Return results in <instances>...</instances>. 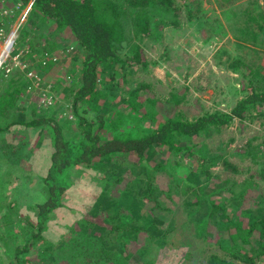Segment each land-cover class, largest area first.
<instances>
[{
    "label": "trees",
    "instance_id": "trees-1",
    "mask_svg": "<svg viewBox=\"0 0 264 264\" xmlns=\"http://www.w3.org/2000/svg\"><path fill=\"white\" fill-rule=\"evenodd\" d=\"M14 1L24 6L31 0ZM30 10L31 18L43 20L45 26L49 28L52 26L55 31L67 29L82 51L83 57L81 73L76 82L79 85L75 91H71L72 102L69 110L77 119L76 126L71 123L72 121L61 122L56 118L55 109L47 110L42 115L38 114V109H45L37 107V103L32 100L28 102L25 99L24 111L18 112L20 94L27 86L22 74H19L15 80L10 78L3 93H0V132L20 126L26 137L27 129L43 126L51 133L54 148L50 156L49 169L43 177L42 189L45 200L32 207L37 211L36 224L22 230L19 235L12 234V229H7L8 240L3 236L0 237L7 251L13 252V261L9 264H28L34 258L42 264L41 261H50L53 258L49 257V252L54 244L43 241L40 231L45 229L47 222L55 216L54 210L63 205L62 197L69 187V177L73 169L80 166L82 169L94 171V174L99 176L97 180H106V183L99 188L100 191L90 209L92 217L100 215L103 223L95 225L87 222L82 228H73L65 242L59 243V253L61 251L70 253L69 264H155L154 246L164 245L165 236L172 228V222L169 223V220L166 228L157 224L158 217L156 219L154 211L166 209L163 205L165 203L162 204L163 201L159 200V195H169L170 191L178 192L179 181L185 176L174 177L172 188L169 186L165 192L159 191L158 198L157 195H153L152 190L155 189L152 184L153 173L156 167L150 166L149 163L154 155L153 149L166 147L167 150L170 148L175 152L183 151L187 156L193 152L194 145L189 144L193 134L206 129L221 130L234 118L242 120L253 111H256L255 116H264L262 109L264 75L260 68L254 69L242 57L231 60L227 67L233 72L244 74V68L249 69V73L244 74V77H247L245 89L248 87L245 96L238 100L229 112L203 111L191 115L190 118L183 114V111L177 113L171 111L167 115H158L151 111L156 99L146 95L150 86L147 83H139L134 88H122L119 92L124 113L119 122L125 127V132L116 135L106 125L103 114L88 116L91 109L85 100H95L97 94L105 98L108 96L111 100L112 91L106 89L101 93L98 91L100 83H110L115 87L120 83L117 77L124 68L128 66H136L142 70L147 68L148 60L145 58L141 43L145 38L153 36L154 29L163 26L180 27L179 17L183 10L190 21L194 19L202 21V11L198 1L33 0ZM263 10L261 8V13L250 15L245 27L238 28L240 32L238 38L243 43L264 48V24L258 19V17L264 19ZM45 32L41 31L40 36ZM123 47L124 52H120ZM49 60L56 59L50 57ZM142 94H145L143 98H141ZM183 99V93L171 92V96L164 100L177 107ZM78 103L84 104L81 110L78 109ZM145 114L146 119H143ZM143 122H148L151 127L140 135L137 127ZM23 141L24 139H21L17 145H22ZM131 155L135 156L131 168L138 166L145 169H143L146 178L145 191L141 190L136 182L120 184L125 177L117 175L120 171L117 165L118 158H128ZM241 155L261 158V155H264V145L254 146ZM196 161L194 169L197 175L194 171L190 176L185 177L186 181L182 184L184 188L182 193L191 189L197 196L194 201L196 208L191 212L202 207L200 205L202 195L198 184L203 182V179L208 180L211 177V172L207 170L211 160L198 156ZM224 163L227 161L224 160ZM227 166L232 167L234 172L239 171L231 164ZM14 167L13 171L4 169L3 173L0 169V211L7 209L3 217L10 224L15 222L20 204L13 197L6 195L3 176L5 178L8 176V179L12 175L20 176L23 171L17 165ZM128 174L131 175L130 172ZM196 176L197 179L194 181ZM257 177L259 180H256ZM261 178H263L262 174L257 175L253 171L240 182L235 181L229 185V181H225L223 186L214 189L206 197L208 205L206 215L199 217L196 223L197 233L205 236L210 231L214 237H217L219 246L227 251L231 259L244 264H254L255 260L264 254V189L259 183ZM233 187L235 189H232ZM219 190L226 191L232 198L225 197L221 202H214L211 194ZM247 201L250 202L248 206ZM110 212L113 214L109 215ZM136 214L139 215L138 221L142 220L140 215L144 217L143 227H120L114 224L118 218L132 219ZM106 219L110 220L104 222ZM149 226L156 230L155 235L149 232ZM94 229L100 230L98 232L101 234L104 232V237L95 235ZM142 232L145 233L144 241L136 248L131 247L130 244L136 242ZM12 238L14 240L10 243ZM16 238L23 244L18 245ZM35 238H39L40 242L35 245L38 251L33 254L32 259L30 241ZM133 249L135 250L132 251ZM253 251L256 253L251 256L250 253ZM215 259L218 258L213 255L212 260Z\"/></svg>",
    "mask_w": 264,
    "mask_h": 264
},
{
    "label": "rangeland",
    "instance_id": "rangeland-1",
    "mask_svg": "<svg viewBox=\"0 0 264 264\" xmlns=\"http://www.w3.org/2000/svg\"><path fill=\"white\" fill-rule=\"evenodd\" d=\"M197 1L201 7L202 21L201 19L190 21L183 10L179 17L180 27L163 26L154 29L153 36L145 38L141 43L145 58L148 60L147 68L144 70L136 66L124 68L120 76L117 77L120 83L115 87L110 83H100L98 91L100 93L104 89L112 91L111 100L108 96L105 98L101 94H97L95 100L86 99V104L91 109L88 116L92 117L96 113L103 114L106 125L114 134L124 133L125 127L119 122L124 113L119 90L134 88L139 83L150 85L146 95L156 99L151 111L158 115H167L171 111H176V113L183 111L182 113L190 118L191 115L203 111L229 112L237 101L245 96L248 87L245 89L247 77H244V74L247 75L249 69L242 65L244 74H241L233 72L227 66L231 60L242 57L254 69L255 67L260 68L264 75V48L243 43L238 38L240 33L238 28L245 27L246 20L250 15L261 13V8L264 9V0ZM1 3L0 5L11 10L4 22L5 31H8L6 30L8 27L12 29L18 25L15 29V43L11 50V57L21 52L20 60L26 65L25 70L28 68L37 72L42 87L32 83V80L25 76V70L13 66L9 56L6 64L0 69V93H3L10 78L15 80L19 74H22L27 86L20 94L18 112L24 111L25 99L28 102L32 100L37 103V107L45 109H38V114L42 115L47 110L55 109L54 116L56 118L61 122L72 121L71 123L76 126L77 119L69 110L72 102L71 91H75L79 85L76 82L81 73L82 51L67 29L55 31L52 26L50 28L45 26L43 20L31 18V6L19 8L18 3L14 0H5L3 4ZM258 19L260 23L264 24L263 17H258ZM41 31L46 32L40 36ZM10 40L8 39V42ZM7 44L4 45V48L7 47ZM124 50L123 47L120 52H124ZM6 52L7 50L5 51L2 45L0 56L3 57ZM50 57L56 58V60L50 61ZM47 84H51L48 91L44 90ZM171 92L184 94V99L177 107L164 100L171 96ZM43 95L52 96L53 107L42 106L38 96ZM141 96L143 98L145 94ZM78 104V109L81 110L84 104ZM262 109L264 110V107ZM255 114L256 111L248 113L242 120L234 118L228 126H224L221 130L206 129L193 134L189 144L194 147L190 155L186 156L185 152H175L170 148L167 150L166 147L153 149L154 155L149 163L150 166L156 167L152 183L155 189L152 190V193L157 195V198L160 192H165L169 186L172 188L174 177L190 176L194 171L197 175L194 168L198 156L211 160L207 167V170L211 172V177L208 180L203 179V182L198 184L203 198L201 196L200 205L202 207H198L197 211L191 212L196 208L194 201L197 196L192 193L191 189L182 193L185 177L179 181L178 192L170 191L169 195H159V200L163 201L162 204L165 203L163 205L166 209L154 211L156 219L158 217L157 224L166 228L169 220V223L172 222V228L165 236L166 243L162 246H154L155 264H244L231 259L227 251L219 246L217 237H214L210 231L205 236L197 233L196 223L199 217L206 215L208 206L206 197L214 189L223 186L225 181H229V185L235 181L240 182L246 175L254 171L257 175H263L259 183L264 189V155H261V158L241 155L254 146L264 145V116H255ZM146 116L145 114L143 119H146ZM150 127L148 122H143L137 127V132L140 135L144 134ZM21 139L24 141L22 145L18 146L17 143ZM53 150L51 133L46 127H31L27 129L26 137L20 126H14L10 131L0 132L1 172L3 173L4 169L13 171L16 165L23 171L20 176L12 175L10 179L7 178L8 176L6 178L3 176L6 195L13 197L20 206L15 215V222L12 224L3 217V213L7 209L0 211V237L3 236L8 240L7 229H12V234L19 235L22 230L29 229L30 226L36 224L37 211L32 207L45 200L42 189L43 177L49 169ZM133 157L135 156L118 158L117 165L120 171L117 175L125 177L120 184L136 182L138 187L145 191V169L138 166L131 168ZM224 160L227 163H224ZM227 164H231L239 171L234 172L233 168ZM81 167L73 169V173L69 177V187L62 197V199L64 198L63 205L54 210L55 216L47 222L46 228L40 231L43 241H50L54 244L49 252V257L54 259L43 260L42 264H69L70 253L67 251L59 253V243L65 242L73 228H82L87 222L95 225L103 223L100 215L92 217L90 209L94 205L100 191L99 188L106 183V180H97L99 176H96L94 171ZM196 179L197 176L194 181ZM256 180H259V177ZM194 183L196 184V182ZM211 197L214 202H221L225 197L232 198L229 193L223 190L211 194ZM246 203L248 206L250 202ZM148 204L150 205V202ZM140 217L141 221H138V214L132 219L118 218L114 224L120 227H143L144 217L141 215ZM108 220L106 219L104 222ZM98 231L100 230L94 229L95 235L104 237V232L101 234ZM149 232L154 234L156 230L149 226ZM144 236L145 233L142 232L139 239L132 242L130 246L133 248L139 246L144 241ZM13 240L14 238L10 240V243ZM15 241L18 245L23 244L18 238ZM39 242V238L30 241V257L32 259L33 254L38 251L35 245H38ZM255 253L253 251L250 255L253 256ZM12 254L13 252L7 251L0 240V264L12 263ZM58 254L60 255L57 257ZM213 255H216L218 259L213 261ZM39 263L40 261L34 258L28 264ZM254 264H264V254H261Z\"/></svg>",
    "mask_w": 264,
    "mask_h": 264
},
{
    "label": "built area",
    "instance_id": "built-area-1",
    "mask_svg": "<svg viewBox=\"0 0 264 264\" xmlns=\"http://www.w3.org/2000/svg\"><path fill=\"white\" fill-rule=\"evenodd\" d=\"M32 1H29L26 5L24 6H21V4L18 3V7L19 8H24V7H30L32 5ZM2 2V3H1ZM5 2V0H0V3L3 4ZM11 13V10L9 8H5L3 5H0V49H1V46L2 45H5L7 44V52L6 54L1 57L0 56V69L4 66V64H6L9 56L11 58V61L13 63V66H15L16 68H19L21 70H25L26 68V65L20 60V56H21V52L16 54L15 56L11 57V50L13 49V44L15 43V29H17V26L16 27H13L12 29L11 28H7L6 30L8 31H5V28L4 27V22L5 20L8 18V16L10 15ZM23 18V16L21 17V19ZM11 29V30H10ZM12 34V38L10 40V42H7L10 35ZM56 58H54L55 60ZM25 73V76L27 78H29L30 80H32V83H34L35 85H38L39 84V87L41 88L42 85L40 84V77L38 76V73L35 72L34 70L32 69H28L24 71ZM51 88V84H47L46 87L44 88V90L48 91L49 89ZM38 99L40 100V103L42 104L43 107H53L54 105V101H53V98L52 96L50 95H43V96H38ZM39 105V104H38ZM41 106V105H39Z\"/></svg>",
    "mask_w": 264,
    "mask_h": 264
},
{
    "label": "crops",
    "instance_id": "crops-1",
    "mask_svg": "<svg viewBox=\"0 0 264 264\" xmlns=\"http://www.w3.org/2000/svg\"><path fill=\"white\" fill-rule=\"evenodd\" d=\"M10 39V38H9ZM8 42V41H7ZM10 42V41H9ZM3 49L6 51L7 50V47L6 48H4V46H3Z\"/></svg>",
    "mask_w": 264,
    "mask_h": 264
},
{
    "label": "bare ground",
    "instance_id": "bare-ground-1",
    "mask_svg": "<svg viewBox=\"0 0 264 264\" xmlns=\"http://www.w3.org/2000/svg\"><path fill=\"white\" fill-rule=\"evenodd\" d=\"M12 37H10V39H11ZM4 46V45H3Z\"/></svg>",
    "mask_w": 264,
    "mask_h": 264
}]
</instances>
